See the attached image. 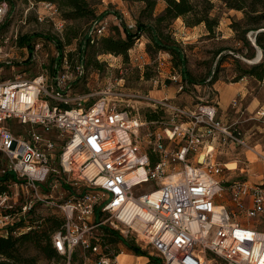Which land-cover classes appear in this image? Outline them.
Here are the masks:
<instances>
[{
	"label": "built area",
	"instance_id": "built-area-1",
	"mask_svg": "<svg viewBox=\"0 0 264 264\" xmlns=\"http://www.w3.org/2000/svg\"><path fill=\"white\" fill-rule=\"evenodd\" d=\"M36 3L47 10H38L41 20L61 16L54 2L32 1ZM9 7L8 0H0V30ZM109 19L97 20L91 36L106 35ZM64 24L60 17L56 25L59 37ZM127 26L135 28V22H127ZM14 37L17 44L18 34ZM9 38L0 34V71L5 66L15 68ZM32 45L31 58L40 61V72L33 78L17 75L0 80V150L8 160L0 174L14 173L9 187L14 182L27 195L31 188L35 198L18 209L11 203L9 191L0 193L1 230L13 227L41 200L62 212L63 228L52 237L57 252L67 255V264H116L118 255L111 246L103 247L94 233L104 224L135 239L141 248L152 245L156 252L150 253L164 264H264V223L258 226L237 217H264L263 183L226 180L223 163L205 158L220 144L248 146L236 122L228 123L218 113L219 100L188 109L166 97L146 95L152 109L167 114V119L153 120L120 107L106 95L87 104L84 96L72 97L71 89L61 85L58 71L61 65L68 67L67 54L64 52L61 65L52 64L56 73L51 76L50 67L38 56L42 41ZM75 66L80 69L83 64ZM237 103L238 98L233 105ZM257 114L264 119V109ZM11 118L31 125L27 137L4 125ZM145 125L142 135L140 129ZM61 138L65 141L58 145ZM193 154L199 158L198 165L190 158ZM43 183L73 194L57 203L51 200L52 194L43 192ZM97 210L101 213L98 218ZM79 244L96 258L72 261V250Z\"/></svg>",
	"mask_w": 264,
	"mask_h": 264
},
{
	"label": "rangeland",
	"instance_id": "rangeland-1",
	"mask_svg": "<svg viewBox=\"0 0 264 264\" xmlns=\"http://www.w3.org/2000/svg\"><path fill=\"white\" fill-rule=\"evenodd\" d=\"M14 1L13 8L9 7V18L6 21V25L0 30V34H4L6 37H10L7 46L14 53L15 68L11 66H5L0 71V80H6L15 78L17 75H21L22 79L33 78L41 70L40 61L31 58L33 54L29 51L27 46L15 44L14 35L17 33L18 37L24 34H43L42 36H58L59 30L56 25L60 19V15L53 14V16H47L41 20L38 17V10L47 12L41 4H32L35 0H12ZM98 12L106 11L105 16H109V28L110 30L106 34H110L117 27H122L127 22L136 21L140 15L141 4L137 2H130L126 0H98ZM36 2V1H35ZM214 14L220 18V26L217 28L216 33L213 36L208 35L206 25L201 23L199 26H186L181 18L175 20L172 24V32L175 38L181 41L185 54L188 58L187 66L194 74L195 78L200 80L201 84L190 85L189 89L183 91L182 88L178 91L180 84V76L176 74L171 68V56L166 52H158L154 58L145 54L146 43L148 38L143 35L141 38L135 40L133 48L129 51V60L126 61L121 55H115L110 53H103L97 51L91 53L88 51L86 57H95L101 62L100 68H96L93 65H87L86 67L79 66L77 69L75 64H81L77 57V43L73 42L65 47V54L69 55L68 67H63L61 61L58 59V49L56 44L51 41L39 37L34 39L32 44H35L37 40L42 41V47L38 52V56L45 65L49 68L55 61L61 65L59 68V74L61 77V85L67 90L71 89L70 95L84 96L85 103H91L100 95L108 96L111 102L117 101L118 105L122 108H131L132 113L145 118L143 113L145 110L152 109L149 104L150 101L146 98V95H150L154 98H168L176 104L186 108H196L199 104L214 103L219 100V88L225 83H233L234 76L236 75L235 57H239V54L234 53V47H238L240 43L235 38V31L231 26L233 17L241 18L243 13L237 9H228L225 4L220 0H213ZM38 4V5H37ZM163 6L161 1L157 10ZM146 39V40H145ZM143 43V44H142ZM34 50V48H33ZM147 52V51H146ZM70 53H73L70 55ZM257 56L254 59L240 57L243 64L251 63L260 58L261 54L257 52ZM223 55V57H221ZM85 57V60L87 59ZM79 70V71H78ZM49 73L53 76L52 70L49 69ZM56 73V72H55ZM69 74V77L63 76V74ZM174 75L176 78H174ZM216 75L217 80L212 83V76ZM52 80L49 81V84ZM245 85L247 95L245 96L250 109L252 111V117L246 121V127L254 126V122L261 121L257 114L258 110L264 109V79L263 81H257L254 78L248 76L240 79ZM226 96V93H225ZM237 98V97H236ZM239 100V98H238ZM65 106V105H63ZM160 117L167 119L165 112L159 111ZM250 116V115H249ZM254 116H257L254 117ZM226 120V119H225ZM264 120V119H263ZM227 121V120H226ZM228 123H234L230 120ZM245 123H236L243 133H247L244 125ZM4 125L13 128L16 134H23L27 137V129L30 124H21L18 119H7ZM152 127V125H150ZM148 125L142 127L141 134L144 135ZM39 128V127H37ZM155 128V127H154ZM257 130V132L249 138V145L247 147L237 146L230 148L228 145L225 148H221L223 145L216 146L209 154H206L207 159L211 158L213 161L223 163L225 166L223 178L226 180H249L250 183H263L264 186V159L262 155L255 152L253 148L256 141H261L264 144V131ZM250 134V133H249ZM248 136V135H247ZM65 139H59L58 145L64 142ZM221 146V147H220ZM220 147V148H218ZM243 148L247 149L245 153ZM206 149L203 151L205 153ZM193 162L198 165V156L191 155ZM7 157L3 151L0 150V168L7 165ZM226 164V165H225ZM54 167L59 168V163L54 160ZM63 174L62 172H60ZM62 177H64L62 175ZM91 187H85L88 189ZM41 189L44 193L52 194L51 200L55 202L64 201L71 197L73 193L66 191L64 193L59 192L62 187L58 189H51L47 183L41 184ZM25 190V188H24ZM11 194V203H15L16 208L20 209V206L24 204L29 198H35L33 189L29 188L27 195L26 191H23L21 186L14 184L9 187ZM56 216L63 219L60 208L56 206L46 205L41 200L34 203L29 212L22 214L20 219L31 218L37 222L42 223L44 217ZM242 214H237V217L243 221H247L252 224L264 223V217L257 219L258 217L248 218ZM35 222V223H36ZM44 222V221H43ZM247 223V222H246ZM99 228L94 230V233L99 235ZM82 245H76V255L74 261L82 262L84 255L82 251ZM114 251L124 250L125 253H131L123 245L119 247H111ZM143 248V247H142ZM117 249V250H116ZM156 252V249L152 245L143 248ZM27 253L37 254L39 260L35 264H67L68 257L63 255L59 259H47L35 248L31 247ZM215 258L221 259L216 254L211 253ZM86 256L96 258L93 251H86ZM225 264V263H224Z\"/></svg>",
	"mask_w": 264,
	"mask_h": 264
},
{
	"label": "trees",
	"instance_id": "trees-1",
	"mask_svg": "<svg viewBox=\"0 0 264 264\" xmlns=\"http://www.w3.org/2000/svg\"><path fill=\"white\" fill-rule=\"evenodd\" d=\"M13 8L14 1L8 0ZM50 1L57 6L65 24L63 36H49L43 34H24L19 36L18 44L22 47L28 46L32 53L34 39L43 37L56 44L58 49V59L61 61L66 45L77 43V57L83 67L93 65L100 68L101 62L95 57H86L88 51L96 53H110L121 55L126 61L129 60V51L133 48L135 40L146 35V51L152 58L158 52H166L171 56V68L180 76L182 90L186 91L190 85L201 84L196 79L192 71L188 68V58L181 41L177 40L172 32V24L181 18L186 26L206 25L208 35L213 36L220 26V18L214 14L215 4L213 0H128L141 4L140 15L135 21V28H130L127 24H121L113 32L98 37L91 36V26L107 12H98V0H35ZM127 1V0H126ZM163 6L157 10L160 2ZM228 9H237L243 13L241 18L233 17L231 26L235 31L240 45L234 47L236 75L233 81H239L244 77H252L257 81L264 79V0H220ZM9 18V14H8ZM7 18V20H8ZM6 25V23H5ZM4 25V26H5ZM2 29V27H1ZM261 50L262 58L259 61L243 64L240 57L254 59L257 52ZM73 53H70V55ZM85 57L87 58L85 60ZM223 57V55H221ZM69 58V55H67ZM76 65V64H75ZM50 69L54 74L52 64ZM217 80L214 75L212 83ZM149 120L160 117V113L154 109L145 110L143 113ZM15 178L14 173L0 174V193L9 191V184ZM100 211H96V218ZM44 221V222H43ZM42 223L31 218H23L15 221L13 227H8L6 231L0 229V264H35L39 260L37 254L27 253L31 247L35 248L47 259H59L62 255L57 252L53 244V234L63 228V219L56 216L44 217ZM36 222V223H35ZM100 243L104 247H119L122 244L133 254L145 255L149 261L145 264H164L160 257L151 254L150 251L142 249L131 237L122 235L120 231L112 228L108 224L98 227ZM17 232L14 233V231ZM117 250V249H116ZM71 260L74 261L76 250H72ZM121 250L115 251L119 255ZM90 252V251H89Z\"/></svg>",
	"mask_w": 264,
	"mask_h": 264
},
{
	"label": "crops",
	"instance_id": "crops-1",
	"mask_svg": "<svg viewBox=\"0 0 264 264\" xmlns=\"http://www.w3.org/2000/svg\"><path fill=\"white\" fill-rule=\"evenodd\" d=\"M146 40V39H145ZM143 44V43H142ZM145 48V47H144ZM145 54L147 52L145 51ZM245 84L242 83V81H234L233 83H225L223 86H220L219 88V103H218V113L222 115L223 118H225L227 121L230 120L232 122H240L245 123L243 124L247 133L245 132L246 140L249 143V138L251 135L255 134L257 130L261 129L260 131H264V120L262 119L260 122L256 121L254 122V126H250L249 128L246 127V121L248 120V117H252V111L250 109V104L248 103L246 99L247 91L245 90ZM181 88L179 86L178 91H180ZM226 93V96H225ZM239 98L238 103L233 105L234 99ZM250 115V116H249ZM257 118V116H254ZM260 117V116H259ZM258 119V118H257ZM250 133V134H249ZM248 135V136H247ZM257 143L254 144L253 148H255V152L259 155L264 156V144L261 141H256ZM223 145V144H220ZM227 145L224 144L221 148H225ZM218 147V148H220ZM230 148H235L233 146H229ZM245 149V150H244ZM244 152H247L246 148H243ZM5 231V230H3ZM122 245V244H121ZM83 255L86 257V251L85 248H82ZM126 255V261L125 264H145L149 261V257L145 255H137L131 253H125L124 250L119 253L118 257L121 254ZM117 257L116 264H119V260ZM138 257H142V260L138 262Z\"/></svg>",
	"mask_w": 264,
	"mask_h": 264
},
{
	"label": "bare ground",
	"instance_id": "bare-ground-1",
	"mask_svg": "<svg viewBox=\"0 0 264 264\" xmlns=\"http://www.w3.org/2000/svg\"><path fill=\"white\" fill-rule=\"evenodd\" d=\"M204 155H205V153L200 154L199 158H200L201 161L204 160ZM125 259H126V255L122 253L118 257L119 264H125V261H126ZM141 260H142V257H138V262H140Z\"/></svg>",
	"mask_w": 264,
	"mask_h": 264
},
{
	"label": "water",
	"instance_id": "water-1",
	"mask_svg": "<svg viewBox=\"0 0 264 264\" xmlns=\"http://www.w3.org/2000/svg\"><path fill=\"white\" fill-rule=\"evenodd\" d=\"M259 53L261 54V56H260V58H259L258 60H256V61H259V60L262 58V52H261V50H259Z\"/></svg>",
	"mask_w": 264,
	"mask_h": 264
}]
</instances>
